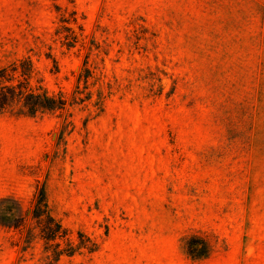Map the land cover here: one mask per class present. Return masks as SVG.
Masks as SVG:
<instances>
[{
	"label": "rangeland",
	"instance_id": "obj_1",
	"mask_svg": "<svg viewBox=\"0 0 264 264\" xmlns=\"http://www.w3.org/2000/svg\"><path fill=\"white\" fill-rule=\"evenodd\" d=\"M26 58L65 105L0 108V264H264V0H0Z\"/></svg>",
	"mask_w": 264,
	"mask_h": 264
},
{
	"label": "trees",
	"instance_id": "obj_2",
	"mask_svg": "<svg viewBox=\"0 0 264 264\" xmlns=\"http://www.w3.org/2000/svg\"><path fill=\"white\" fill-rule=\"evenodd\" d=\"M20 63H23L24 66L19 67L14 62L0 69V108L13 109L18 107L20 113L31 116L37 114L39 111L62 109L65 105V99L50 95L42 87H36L31 84V77L34 71L31 60L26 58L21 60ZM74 93H76L75 96L73 95L74 97L81 93L79 85L76 87ZM1 201H4V199H1ZM9 214L5 216L11 218L15 215L14 212ZM32 214L37 223L36 226L41 229L42 234H48L49 238L54 241L61 238L62 226L50 215L44 193L39 197ZM20 218L25 219V217ZM23 225L24 220H22L21 226ZM185 249L191 258H196L198 253L202 257L208 255L206 242L198 237L192 236L188 238Z\"/></svg>",
	"mask_w": 264,
	"mask_h": 264
}]
</instances>
